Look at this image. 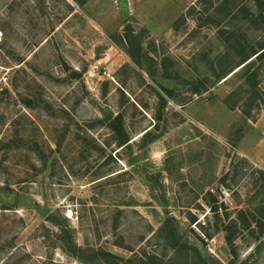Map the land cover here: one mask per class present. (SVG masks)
<instances>
[{
	"label": "rangeland",
	"instance_id": "obj_1",
	"mask_svg": "<svg viewBox=\"0 0 264 264\" xmlns=\"http://www.w3.org/2000/svg\"><path fill=\"white\" fill-rule=\"evenodd\" d=\"M260 1L0 0V264H264Z\"/></svg>",
	"mask_w": 264,
	"mask_h": 264
},
{
	"label": "trees",
	"instance_id": "obj_2",
	"mask_svg": "<svg viewBox=\"0 0 264 264\" xmlns=\"http://www.w3.org/2000/svg\"><path fill=\"white\" fill-rule=\"evenodd\" d=\"M258 4L259 6L261 7L263 5V2H261L260 0H258ZM260 16L264 18V14L263 13H260ZM264 52V41L259 45V49L258 50H253L251 52V54H246L243 58H242V61H241V64H243L242 66H245L247 63L250 62L251 57L254 56V58H257L261 53ZM250 59V60H249ZM249 60V61H248ZM240 64V65H241ZM254 76L255 75H252V77H250L251 80H253V85H255V82H254ZM127 141H125L123 144H125Z\"/></svg>",
	"mask_w": 264,
	"mask_h": 264
},
{
	"label": "crops",
	"instance_id": "obj_3",
	"mask_svg": "<svg viewBox=\"0 0 264 264\" xmlns=\"http://www.w3.org/2000/svg\"><path fill=\"white\" fill-rule=\"evenodd\" d=\"M260 121H262V119H260ZM259 121V122H260ZM262 125H264V123L262 124ZM263 134L260 132V133H258L257 135H255L254 137H252V138H254V140L253 139H251V136H249V139H250V144H251V147H253V149H256L258 146H259V144L262 142V140H263ZM248 139V140H249ZM243 143H245V141L243 142ZM241 144H242V142H241ZM255 152V151H254ZM248 153V152H247ZM250 153V152H249ZM249 153H248V155H249ZM250 155H253L252 153H250ZM256 162L257 163H259L260 165H262V166H264V156L262 157V158H258V159H256Z\"/></svg>",
	"mask_w": 264,
	"mask_h": 264
}]
</instances>
